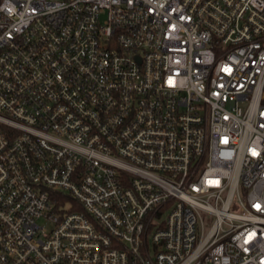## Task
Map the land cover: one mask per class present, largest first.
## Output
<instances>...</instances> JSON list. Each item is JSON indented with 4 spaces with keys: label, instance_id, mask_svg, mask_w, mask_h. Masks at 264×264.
I'll return each mask as SVG.
<instances>
[{
    "label": "built area",
    "instance_id": "2783aa9c",
    "mask_svg": "<svg viewBox=\"0 0 264 264\" xmlns=\"http://www.w3.org/2000/svg\"><path fill=\"white\" fill-rule=\"evenodd\" d=\"M0 264H264V0H0Z\"/></svg>",
    "mask_w": 264,
    "mask_h": 264
}]
</instances>
